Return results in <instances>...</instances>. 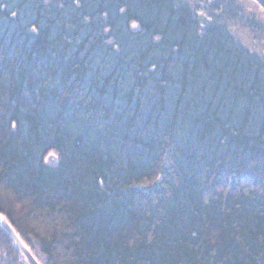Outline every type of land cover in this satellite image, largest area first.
Returning a JSON list of instances; mask_svg holds the SVG:
<instances>
[{"label": "trees", "instance_id": "16d2710c", "mask_svg": "<svg viewBox=\"0 0 264 264\" xmlns=\"http://www.w3.org/2000/svg\"><path fill=\"white\" fill-rule=\"evenodd\" d=\"M0 214L39 264H264V9L0 0Z\"/></svg>", "mask_w": 264, "mask_h": 264}, {"label": "water", "instance_id": "95a60500", "mask_svg": "<svg viewBox=\"0 0 264 264\" xmlns=\"http://www.w3.org/2000/svg\"><path fill=\"white\" fill-rule=\"evenodd\" d=\"M254 1L260 8L264 9V0H252ZM0 225L9 232V234L14 238L17 246L23 253L26 258L28 264H39V262L35 259V257L31 254V252L23 245L21 240L16 236L15 232L11 228V226L7 223L5 217L0 214Z\"/></svg>", "mask_w": 264, "mask_h": 264}, {"label": "rangeland", "instance_id": "374dc122", "mask_svg": "<svg viewBox=\"0 0 264 264\" xmlns=\"http://www.w3.org/2000/svg\"><path fill=\"white\" fill-rule=\"evenodd\" d=\"M233 30H234L235 35L238 37V39L240 41H242L243 43H245L248 46H251L254 49H258L257 44L255 43L254 39L252 38V35L248 32V30L241 28V27L234 28Z\"/></svg>", "mask_w": 264, "mask_h": 264}]
</instances>
